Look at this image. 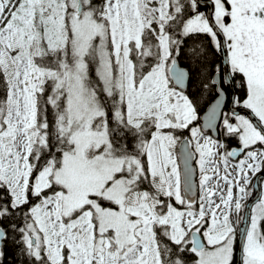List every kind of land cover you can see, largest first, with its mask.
Segmentation results:
<instances>
[{"label": "snow or ice", "instance_id": "obj_1", "mask_svg": "<svg viewBox=\"0 0 264 264\" xmlns=\"http://www.w3.org/2000/svg\"><path fill=\"white\" fill-rule=\"evenodd\" d=\"M257 177L264 0H0V264H264Z\"/></svg>", "mask_w": 264, "mask_h": 264}, {"label": "water", "instance_id": "obj_2", "mask_svg": "<svg viewBox=\"0 0 264 264\" xmlns=\"http://www.w3.org/2000/svg\"><path fill=\"white\" fill-rule=\"evenodd\" d=\"M259 179H260V177H257V178H254V180H253V188L255 189V193L250 198L251 201L257 200L260 196V190L261 189H260Z\"/></svg>", "mask_w": 264, "mask_h": 264}, {"label": "rangeland", "instance_id": "obj_3", "mask_svg": "<svg viewBox=\"0 0 264 264\" xmlns=\"http://www.w3.org/2000/svg\"><path fill=\"white\" fill-rule=\"evenodd\" d=\"M260 186H261V190H260V196H261L262 194H264V178H262V179L260 180ZM250 191L253 193L252 188H250ZM260 196H259V197H260Z\"/></svg>", "mask_w": 264, "mask_h": 264}, {"label": "flooded vegetation", "instance_id": "obj_4", "mask_svg": "<svg viewBox=\"0 0 264 264\" xmlns=\"http://www.w3.org/2000/svg\"><path fill=\"white\" fill-rule=\"evenodd\" d=\"M262 178H264V177H260V179H259V183H260V180H261ZM253 180H254V179H253ZM251 188H252V190H253V194H254V193H255V189L253 188V183H252ZM260 189H261V186H260Z\"/></svg>", "mask_w": 264, "mask_h": 264}, {"label": "trees", "instance_id": "obj_5", "mask_svg": "<svg viewBox=\"0 0 264 264\" xmlns=\"http://www.w3.org/2000/svg\"><path fill=\"white\" fill-rule=\"evenodd\" d=\"M11 255H12V250L9 251V256H11Z\"/></svg>", "mask_w": 264, "mask_h": 264}]
</instances>
